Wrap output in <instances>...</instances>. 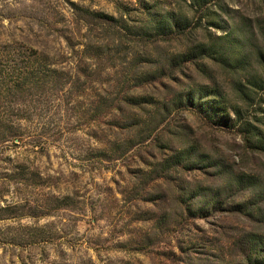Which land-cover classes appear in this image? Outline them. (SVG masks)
<instances>
[{
  "label": "rangeland",
  "instance_id": "374dc122",
  "mask_svg": "<svg viewBox=\"0 0 264 264\" xmlns=\"http://www.w3.org/2000/svg\"><path fill=\"white\" fill-rule=\"evenodd\" d=\"M3 137L0 264H264V0H0Z\"/></svg>",
  "mask_w": 264,
  "mask_h": 264
},
{
  "label": "trees",
  "instance_id": "16d2710c",
  "mask_svg": "<svg viewBox=\"0 0 264 264\" xmlns=\"http://www.w3.org/2000/svg\"><path fill=\"white\" fill-rule=\"evenodd\" d=\"M100 18L108 19L107 17H100ZM109 18H110V20L114 19L113 17H109ZM179 24H180L179 21H175L172 18L163 19V20H151L150 22H147L143 27L135 28L134 30H135V33L137 34V36L139 37V39L145 38V37H148V38L149 37H158V36L164 37L166 35L171 34L174 31H176L175 29H177L180 26ZM176 32H180V31H176ZM202 51H206L211 56L221 54L222 56L225 57V54L219 53L218 51L214 50V43H211V47H204L202 49ZM198 54H199V51H198L197 46H196L195 54L191 55L189 57H185L181 61L183 62L184 59H186V62H189L192 60L196 61V60H198ZM41 60H44V61L41 63ZM39 62L43 65V68H44L43 71H39V69H38L41 66L39 64ZM45 62H46L45 58L39 59L37 61L38 68L35 67V64H30V65L25 66V68L22 69V71H23L22 74L24 75V77H23L24 79L23 78L22 79L24 81L28 82L27 84H31L29 82L32 80H35V82L37 80V83H40L43 85L46 83L45 79H54L53 77H57L59 80L58 85L62 86L61 80H65V75L64 74L63 75L58 74V71H56V70L54 71L52 69H48ZM34 67L38 71L37 75H36V73H34V71H36V69ZM30 78H33V79H30ZM63 85H66V82ZM23 86H25V85H19L20 88ZM213 91L219 96L220 99H222L220 101L221 103L222 102L226 103L225 98L222 97L221 91H217L215 89H213ZM227 102H228V100H227ZM186 103L189 104V106H191V104L193 103V99L187 98ZM195 107L199 108V105L195 103ZM233 111L236 115L240 116L239 108L236 109V107L234 106ZM222 118L225 119V124L228 125L229 123H227L228 120H227V117L225 114L222 115ZM4 138H6V137L0 138V142H2L4 140ZM188 154L189 153H185V151H182V152L178 153L177 156L168 159L166 162V165H168V164H175V165L184 164V165H187V164H189V162H188L189 155ZM215 202L217 205L219 204L216 200H215ZM259 264H261V263H259Z\"/></svg>",
  "mask_w": 264,
  "mask_h": 264
}]
</instances>
